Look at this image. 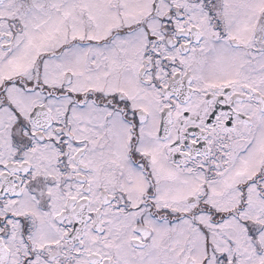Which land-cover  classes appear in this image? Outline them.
Wrapping results in <instances>:
<instances>
[{"label": "snow or ice", "instance_id": "6c2138e0", "mask_svg": "<svg viewBox=\"0 0 264 264\" xmlns=\"http://www.w3.org/2000/svg\"><path fill=\"white\" fill-rule=\"evenodd\" d=\"M0 264H264V0H0Z\"/></svg>", "mask_w": 264, "mask_h": 264}]
</instances>
